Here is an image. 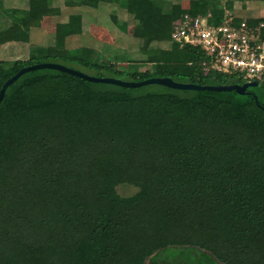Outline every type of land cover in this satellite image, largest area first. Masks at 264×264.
I'll return each mask as SVG.
<instances>
[{
    "label": "trees",
    "instance_id": "16d2710c",
    "mask_svg": "<svg viewBox=\"0 0 264 264\" xmlns=\"http://www.w3.org/2000/svg\"><path fill=\"white\" fill-rule=\"evenodd\" d=\"M220 1L191 0L186 8L134 0V35L159 47L141 60L146 70L66 50L63 43L82 32L83 19L70 17L58 25L56 48L37 45L28 59H0V90L21 68L58 60L96 76L242 84L239 73L205 70L206 52L172 37L185 13L222 22L233 1ZM54 2L29 0L27 9L0 2V45L29 43ZM247 20L257 25L264 17ZM258 82L249 90L260 104L236 90L127 87L49 68L22 75L0 102V264H264ZM121 185L137 191L123 195Z\"/></svg>",
    "mask_w": 264,
    "mask_h": 264
},
{
    "label": "rangeland",
    "instance_id": "374dc122",
    "mask_svg": "<svg viewBox=\"0 0 264 264\" xmlns=\"http://www.w3.org/2000/svg\"><path fill=\"white\" fill-rule=\"evenodd\" d=\"M55 1L62 2V0H55ZM169 1L171 3H182L184 7L188 8L191 0H169ZM227 1L228 0H221L220 2L222 5H225ZM231 1H233V8L230 9L229 12L226 13V18L231 17L235 20L240 21V20L248 19L249 15H255V16L257 15V17L264 15V1L262 0H231ZM0 2H2L5 7H15V6H22V5L26 6L27 4V0H0ZM127 2L134 4V0H130ZM260 3H263V5H260ZM248 5H251L252 6L251 8H253V10H256V9L258 10L254 12L246 11L245 9L248 8ZM114 6H115L114 4H109V7H106L104 11H99L97 15H92V14L89 15V17H92V20L85 21L86 23L85 26H87L89 29L87 33L91 34L94 37H97L98 41H101V42H99V44H95L93 43L94 41H92L93 38L91 39V41L88 40L87 42H84L83 45L88 46V48L95 47L96 52L94 50H91L93 48H89V50L85 49L84 54L83 52H80V53L85 58L93 59L94 61L97 60V56L98 58L101 59V61H107V60L118 58L119 60H121V62H119L121 68L126 69V70L128 69L129 66H132L133 70H136V69L146 70L148 68V65L142 63L141 60L146 59L147 56L149 55L155 56L156 49L159 48L158 44L154 40H151L147 44H144L143 40L141 41L140 38H136L133 36L132 37L124 36V37H119L120 39H118L117 36L116 37L113 36L114 34L110 35L113 32L115 33L117 32L119 33V31L124 32L126 29L125 28L126 26L124 25V23H126V21L130 22V24H134L135 22L134 17H130L129 20L125 19V21H123L124 17L123 15H120L117 7H116V12H113V13H116L117 16L119 15L120 17L118 16V20L117 22H115V20L113 19L114 14L112 15V12L110 10V7L111 9L112 8L115 9ZM210 14L212 15V13ZM199 15L204 16L202 14H199ZM53 23L54 22L52 20L46 19L44 23V27L47 30H45V28L44 29L42 28V30H38L34 34L33 36L34 43L30 45V48H29V44L25 42H13V43H7V44H4L3 46H0V59L2 60L28 59L31 56V52H32L31 47L37 46L38 44H43L44 42H46V40H48L49 42V47L53 48L54 42L50 40L53 32L55 31V27ZM93 25H96V26H93ZM91 26H93L92 29H91ZM127 29L130 30L129 28ZM83 39L84 38L81 35L76 36L69 42V46L71 47L76 46L75 48H77V46H80L83 43ZM112 40H114L115 43L110 44L109 41H112ZM93 44L95 45L93 46ZM127 59H129L131 62V65L129 66H128L129 62H127ZM58 62L64 63L72 68L79 69L83 72H86L92 75L99 74V72L95 70L87 69L73 62H69V61L64 62L63 60L62 61L58 60ZM211 68H212L211 64L206 62L205 70H209ZM40 70H44V69H40ZM105 75H107L106 72H105ZM120 78L123 80H131L128 74H123ZM148 88H153V87L148 86ZM118 190L123 195H131L137 191V188L127 186V185H121L118 188Z\"/></svg>",
    "mask_w": 264,
    "mask_h": 264
},
{
    "label": "built area",
    "instance_id": "2783aa9c",
    "mask_svg": "<svg viewBox=\"0 0 264 264\" xmlns=\"http://www.w3.org/2000/svg\"><path fill=\"white\" fill-rule=\"evenodd\" d=\"M209 17L185 13L174 26L173 39L181 46L203 49L208 63L219 71L239 73L246 81H264V22L256 25L227 17L216 24Z\"/></svg>",
    "mask_w": 264,
    "mask_h": 264
},
{
    "label": "crops",
    "instance_id": "0c3cea01",
    "mask_svg": "<svg viewBox=\"0 0 264 264\" xmlns=\"http://www.w3.org/2000/svg\"><path fill=\"white\" fill-rule=\"evenodd\" d=\"M123 1H127V0H123ZM109 4H113V3H106V4L105 3H101L98 7H94V6H89V5L78 4V3H76L75 1H72V0H62V2L61 1L54 2L52 5H50L49 13H48V15H46L42 19L40 26H38V27H32L31 28V30H30V42L28 43L29 44V48H30V45L32 43H34L33 42V36H34V34L38 30H42V28L43 29L45 28L44 27V23H45L46 19H50V20H52L54 22L53 24H54V27H55V31L53 32L50 40H52L54 42V47L56 48L57 47V44H58L57 43V40H56L57 39L56 38V35H57L58 25L59 24H63V23H67L70 20V17L80 16L83 19L82 32L79 33V34H77V35H74L70 39L68 38L67 41H65L62 46L66 50L75 49L76 46H73V47L69 46V42L73 38H75L76 36L81 35L84 38L83 39V43L80 46H77V49H79L81 52H83V54H84L85 49H88L89 50V48H93L91 50H94L95 51L96 50L95 47H89L88 48V46L83 45L84 42H87L88 40L91 41L92 38H93L92 41H94L93 43H95V44H99V42H101V41H98L97 37H94L91 34H88L87 33V31L89 29H88L87 26H85V24H86L85 21L92 20V17H89V15H91V14L92 15H97V13L99 11H104L106 7H109ZM114 5H115L114 6L115 9H113V8L111 9V7H110V10L112 12V15L113 14L114 15H117L116 13H113V12H116V7H117L120 15H123V17H124L123 18L124 19L123 21H125V19L126 20L127 19L129 20L130 17H134L132 15V11L134 10V6H132V4L130 2L127 4V6H125V5H119V4H114ZM260 5H263V3H260ZM118 6H119V8H118ZM28 7H29V0H27L26 6L25 5L15 6V8H24V9H27ZM251 7H252L251 5H248V8L245 9V10L246 11H249V12H251V11L254 12V11H257L258 10V9L253 10V8H251ZM260 17H264V15L259 16V17H257V15L256 16L255 15H249L248 16V19L254 20V19H258ZM126 24H127V28H129L130 30L127 29V31L125 30L124 32H120L119 29H118L119 33L118 32L117 33H115V32H113V33L109 32V33H111L110 35H113L114 34L113 36L114 37L117 36L118 39H120L119 37H124V36H127V37H132L133 36V37H136L134 35V33H133V31H134V24H130V22H127V21H126ZM93 26H96V25H93ZM93 26H91V29L93 28ZM45 30H47V29L45 28ZM49 35H51V34H49ZM142 40L143 39H141V41ZM46 42H44L43 44H38V45L39 46H43V47H49L48 40H46ZM104 42H105V40H104ZM9 43H13V42H9ZM109 43L112 44V43H115V41L112 40V41H109ZM95 44H93V46ZM3 45H0V46H3ZM117 46H118V44H117ZM97 53H98V51H97ZM98 55H99V53H98ZM86 56H88V55H86ZM97 58H98V56H97Z\"/></svg>",
    "mask_w": 264,
    "mask_h": 264
},
{
    "label": "water",
    "instance_id": "95a60500",
    "mask_svg": "<svg viewBox=\"0 0 264 264\" xmlns=\"http://www.w3.org/2000/svg\"><path fill=\"white\" fill-rule=\"evenodd\" d=\"M55 69L61 72H67L74 76L82 77L86 80L96 82V83H107V84H114L119 86H127V87H143L150 84H158L162 86H166L173 89L178 90H214V91H232L236 90L240 95H246L248 93H253L249 90V88L259 86L258 81H246L242 84H196L192 82H180L174 80L172 77L169 76H153L143 80H123L118 77L113 76H96L91 75L89 73L83 72L79 69L72 68L67 66L63 63L58 62H42L37 64H32L26 67L21 68L18 72H16L11 78H9L2 86L0 90V102L3 100L8 87L16 80H18L22 75L39 69ZM254 97L258 104V97L255 93H253Z\"/></svg>",
    "mask_w": 264,
    "mask_h": 264
}]
</instances>
